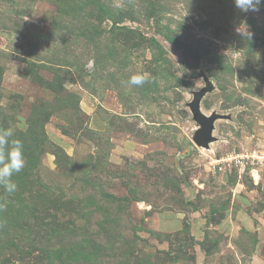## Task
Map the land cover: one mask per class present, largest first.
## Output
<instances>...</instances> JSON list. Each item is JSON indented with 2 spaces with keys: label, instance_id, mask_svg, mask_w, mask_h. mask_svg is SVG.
Returning a JSON list of instances; mask_svg holds the SVG:
<instances>
[{
  "label": "rangeland",
  "instance_id": "rangeland-1",
  "mask_svg": "<svg viewBox=\"0 0 264 264\" xmlns=\"http://www.w3.org/2000/svg\"><path fill=\"white\" fill-rule=\"evenodd\" d=\"M0 127V264H264V6L0 0Z\"/></svg>",
  "mask_w": 264,
  "mask_h": 264
},
{
  "label": "clouds",
  "instance_id": "clouds-1",
  "mask_svg": "<svg viewBox=\"0 0 264 264\" xmlns=\"http://www.w3.org/2000/svg\"><path fill=\"white\" fill-rule=\"evenodd\" d=\"M236 8L241 12H259L264 6V0H234ZM238 33L245 36L239 29ZM252 32L247 29L246 36L252 38ZM90 66V65H89ZM149 80L146 73H136L129 77L128 84L133 86H143ZM26 164L23 151V143L20 139L14 138V129L11 127H0V188L7 194H12L17 190V184L13 176L19 173ZM4 205L0 203V207Z\"/></svg>",
  "mask_w": 264,
  "mask_h": 264
},
{
  "label": "water",
  "instance_id": "water-1",
  "mask_svg": "<svg viewBox=\"0 0 264 264\" xmlns=\"http://www.w3.org/2000/svg\"><path fill=\"white\" fill-rule=\"evenodd\" d=\"M212 90V86L203 87L199 91L194 92V98L190 103V108L193 113L194 118L200 125V128L197 130L194 141L199 146H209V142L214 140L213 131L215 128V120L218 118V115L215 113L213 115H206L201 111V100L204 95Z\"/></svg>",
  "mask_w": 264,
  "mask_h": 264
}]
</instances>
